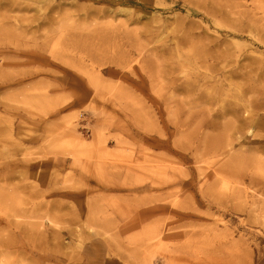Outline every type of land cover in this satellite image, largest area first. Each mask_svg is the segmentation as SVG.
<instances>
[{
    "label": "rangeland",
    "instance_id": "374dc122",
    "mask_svg": "<svg viewBox=\"0 0 264 264\" xmlns=\"http://www.w3.org/2000/svg\"><path fill=\"white\" fill-rule=\"evenodd\" d=\"M0 264H264V0H0Z\"/></svg>",
    "mask_w": 264,
    "mask_h": 264
},
{
    "label": "bare ground",
    "instance_id": "6f19581e",
    "mask_svg": "<svg viewBox=\"0 0 264 264\" xmlns=\"http://www.w3.org/2000/svg\"><path fill=\"white\" fill-rule=\"evenodd\" d=\"M204 86V85H203ZM202 89V88H201ZM218 99V98H217ZM250 107V106H249ZM224 129V128H223Z\"/></svg>",
    "mask_w": 264,
    "mask_h": 264
}]
</instances>
